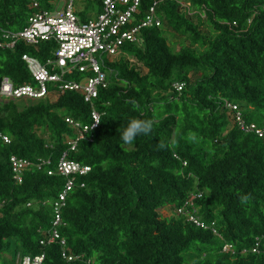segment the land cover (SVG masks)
Segmentation results:
<instances>
[{
	"label": "trees",
	"instance_id": "1",
	"mask_svg": "<svg viewBox=\"0 0 264 264\" xmlns=\"http://www.w3.org/2000/svg\"><path fill=\"white\" fill-rule=\"evenodd\" d=\"M37 1L52 9L60 0ZM88 1L91 10L100 9L101 0ZM187 1L189 9L164 0L162 24L142 30L143 47L124 46L140 65L110 64L117 75L94 100L99 126L76 150L69 141L78 130L65 118L92 122L82 94L65 91L27 105L0 101V256L14 241L12 264L18 253H43L42 264H264V137L242 131L226 106L237 104L248 122L264 127V0ZM141 2L144 11L153 0ZM37 11L30 0H0V29L20 30ZM169 32L190 43L174 50ZM54 47L53 41H20L14 50L0 48V83L4 76L16 85L31 82L22 54L46 62ZM137 117L153 120L152 133L121 147L118 128ZM189 132L197 143L186 138ZM66 150L91 167L76 177L57 226L66 252L80 256L73 260L62 256L58 242L41 244L66 181L48 170ZM11 155L50 163L26 170L18 183ZM194 191L202 192L198 214L215 220L221 237L174 214ZM164 207L172 215L162 214ZM225 242L234 252L222 251ZM193 247L200 255L187 259Z\"/></svg>",
	"mask_w": 264,
	"mask_h": 264
},
{
	"label": "built area",
	"instance_id": "2",
	"mask_svg": "<svg viewBox=\"0 0 264 264\" xmlns=\"http://www.w3.org/2000/svg\"><path fill=\"white\" fill-rule=\"evenodd\" d=\"M30 1L38 11L28 18L26 25L20 30L0 29V48L14 50L20 41L29 45H37L41 41H53L55 47L46 62L23 53L22 59L30 71L32 81L16 85L9 77L4 76L0 83V101L57 98L65 91L82 94L84 100L92 106V122L82 126L80 122L69 116L65 118L67 123L78 130L76 138L69 141V150H76L78 141L86 138L89 131L99 126L102 113L94 107V100L98 97L100 87L108 86L109 76L117 75L116 69L110 64L124 60L131 65H140L124 46L131 43L143 47L142 30L162 24V15L158 9L164 0H153L144 11L141 9V0H101L98 12L94 15L88 13L86 18L78 15L75 0L53 2L52 9H41L37 0ZM173 1L189 9L190 4L187 0ZM59 2L63 3L60 8ZM174 87L180 91L184 83L175 82ZM226 106L233 114L232 121L242 131L264 137V127L255 122H248L237 104L226 101ZM2 137L5 142H10L8 136ZM10 163L13 178L20 183L26 170L34 166L41 168L44 164L50 163V159L31 160L11 155ZM90 170L89 165L70 159L68 150L63 152L55 169L48 170L49 174L58 172L66 176V181L62 191L52 202L54 214L52 227L44 232L45 237L41 239V244L58 242L61 245L62 256L67 260L80 256L66 252L65 239L57 230V226L61 223V208L65 206L68 195L77 185L76 177L86 175ZM80 186H84V183ZM201 196V191L191 192L183 204L175 208L174 214L183 216L185 220L198 227L210 229L221 237L216 228V221L207 222L198 214L199 206L196 205V200ZM3 204V201L0 202V211ZM258 245L259 238L252 251H258ZM222 251L234 252L233 245L225 242ZM43 261V253L33 256L18 253L16 256V264H42Z\"/></svg>",
	"mask_w": 264,
	"mask_h": 264
},
{
	"label": "rangeland",
	"instance_id": "3",
	"mask_svg": "<svg viewBox=\"0 0 264 264\" xmlns=\"http://www.w3.org/2000/svg\"><path fill=\"white\" fill-rule=\"evenodd\" d=\"M62 2H59V8L62 6ZM75 9L78 12V15L81 18H84V15H94L96 12H98V9H93L91 10V7L89 6V1L88 0H75ZM79 11H84L83 13H79ZM167 37L169 39V42L172 45V48L174 50H179L182 46L184 45H188L190 43V39L187 38L186 36H182L181 34L178 33H167ZM55 97H52L51 100H55ZM25 102L23 103L24 105L30 104L32 101H36V100H24ZM161 213L164 215H172V209L170 207H164L161 210ZM195 246V245H194ZM15 242L13 241L10 248L4 250L0 256V263L1 264H12L13 261L12 259L15 256ZM185 257H187V259H192V256H199L200 252L195 248H191V250L189 252H185L184 253Z\"/></svg>",
	"mask_w": 264,
	"mask_h": 264
},
{
	"label": "clouds",
	"instance_id": "4",
	"mask_svg": "<svg viewBox=\"0 0 264 264\" xmlns=\"http://www.w3.org/2000/svg\"><path fill=\"white\" fill-rule=\"evenodd\" d=\"M119 139L121 141V147L126 145H133L140 136H148L153 131V120L151 119H141V118H129L126 125L120 129ZM192 143L198 142V137L195 133L189 132L186 137ZM166 145L164 143H159L158 148L164 150ZM246 199L242 197V200Z\"/></svg>",
	"mask_w": 264,
	"mask_h": 264
}]
</instances>
